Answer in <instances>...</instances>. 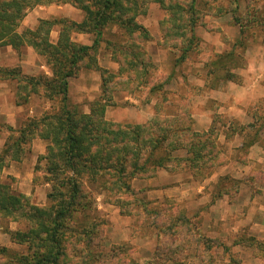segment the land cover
Instances as JSON below:
<instances>
[{
	"label": "rangeland",
	"instance_id": "obj_1",
	"mask_svg": "<svg viewBox=\"0 0 264 264\" xmlns=\"http://www.w3.org/2000/svg\"><path fill=\"white\" fill-rule=\"evenodd\" d=\"M166 1L189 4V0ZM138 2V11L145 13L136 22L150 38L142 47L153 65L152 81L171 79L163 96H156L150 87L112 92L103 118L123 128L160 124L169 131L170 146L158 156L170 162L164 169L151 166L130 180L131 196L91 189L87 177L75 178L63 168H58V175H47L46 170L56 168L61 159L53 156L51 166L40 160L48 141L39 138V123L62 114V96L53 95L52 84L48 90L44 86L52 74L28 76L15 67L17 78L0 80V154L20 137L24 126L37 128L33 135L38 137L22 146L20 161L11 162L0 181L13 195L42 208L58 207L57 192L65 177L93 194L90 202H83V206L90 203L88 209L74 214L69 223L73 230L62 235L64 258L57 264H82L84 259L88 264H264V0H237V9L233 0H199V22L181 64L176 63L180 52L166 43L161 31L170 13L154 1ZM27 17L36 26L38 17L78 22V31L74 27L69 31L70 39L86 41L76 45H91L95 39L92 33L80 32L78 25L86 22V16L67 0H40L23 19ZM25 29L20 25L17 33ZM128 39L116 26L103 29L95 58L99 69L81 68L67 80L69 110L76 115L98 114L100 70L107 72V82L131 77L124 85L127 89L136 83L129 62L119 68L114 60L128 53ZM182 41L176 44L182 46ZM21 77H41L35 93L23 90ZM118 147L121 155L128 156V150ZM63 191L70 194L66 187ZM51 194L53 203L47 198ZM29 228L22 216L0 217V249H6L0 264H36L43 252L40 232L29 246L12 239L14 233L28 234ZM53 254L42 264H55Z\"/></svg>",
	"mask_w": 264,
	"mask_h": 264
},
{
	"label": "trees",
	"instance_id": "obj_2",
	"mask_svg": "<svg viewBox=\"0 0 264 264\" xmlns=\"http://www.w3.org/2000/svg\"><path fill=\"white\" fill-rule=\"evenodd\" d=\"M67 1L85 14L86 22L78 26L82 28L80 32H89L95 35L96 39L92 46L87 47L71 43L69 31L71 32L72 27L76 30L79 27L75 23L64 20L41 21L36 31L17 33L26 11L39 5L40 0H0V46H11L14 49L24 45L31 46L39 56L45 59L46 65L53 75L48 84H46L47 80L44 81L46 82L44 83L45 88H49L52 84L50 90L53 95L62 96L60 110L62 114L49 117L50 122L48 123H45L46 120L39 123V138L48 141L46 154L40 157V160L45 159L47 164L51 166L53 156H59L61 159V164L55 166L56 168L50 167L46 170L47 175L57 174L58 168H63V172L72 173L75 178L87 177V181L92 184L90 185L91 189L98 187L100 192L134 195L129 184L130 180L138 179V175L148 171L151 166L156 169H164L163 167L170 162L166 156H158L161 150L170 146L167 142L169 131L160 127V124L123 128L117 124L106 122L103 118L105 108L108 106L107 103L111 99L112 92L140 91L150 87V91L154 92L156 96H163L164 88L171 77L168 76L163 82L157 84L152 81L153 65L142 47V43L150 38L136 22V18L145 13L141 9L138 11L140 7L138 0ZM150 1H154L168 14L170 13V16H167L161 23V31L166 43L180 52V57L176 63L181 64L191 48L194 38L193 32L199 22L200 13L197 11L199 0H189L187 6L179 1L172 3L166 0ZM233 2L235 9H237V0H233ZM55 25L61 26V32L58 43L53 45L49 42L48 35ZM113 26L128 36L127 47L130 48L128 53L126 51L125 54L123 53L122 60H118L116 57L114 60L119 68H122L126 61L129 62L128 69H134L136 83L127 89L124 85L129 83L131 77H127V79L116 77L117 79L113 82H107L104 77L107 72L100 70L103 84L102 96L97 109L98 114L76 115L74 111L67 108L65 96L67 80L74 77L81 68L99 69L95 59L97 46L103 29ZM43 29H46L44 35L40 33ZM187 34L190 36L186 37ZM180 39L185 40L182 41V46L176 44L177 40ZM17 76L13 69L0 70V80L15 79ZM40 80L41 77H21L19 83H21L23 90L28 91V94L29 92H36L41 84ZM25 100L27 97L20 99L17 104H21ZM34 131H37V128L28 130L24 126L20 130V137L5 146L0 154V179L3 170L11 162L20 161L23 154L22 146L38 137L33 135ZM44 131L46 133H43ZM28 135L31 137L27 138ZM118 145H122L123 149L128 150V156L125 157V155L120 154ZM195 158L193 157V161ZM59 175L62 174L59 173ZM99 179L104 180L103 185L98 186ZM62 187L69 189L70 194L68 196H65ZM59 188L60 191L57 192V196H61V202H59L58 207H54L52 204L50 208H42L30 205L26 197L22 195H13L9 187L0 181V217L16 220L18 216H22L29 222L30 226L28 234H12L13 241L17 243L19 240L18 243H26L29 246L33 243L32 236L36 235L38 231L40 232L39 244H42L43 252L36 264L48 262L47 257L50 252L54 253L53 263L55 264L60 262L61 257L64 258L61 237L66 232L73 230L72 224L69 223L73 221L74 214L88 209L90 203L83 206V202H90L91 196L93 199V194H90L87 189H82L79 181L69 177L63 179ZM54 197L52 194L47 196L51 203H53ZM74 206L77 207L74 209ZM54 208H57L56 211H52ZM36 226L38 229L34 228ZM28 239L30 243L27 242ZM1 254H6L5 248L0 249ZM82 264H88V259H84Z\"/></svg>",
	"mask_w": 264,
	"mask_h": 264
},
{
	"label": "crops",
	"instance_id": "obj_3",
	"mask_svg": "<svg viewBox=\"0 0 264 264\" xmlns=\"http://www.w3.org/2000/svg\"><path fill=\"white\" fill-rule=\"evenodd\" d=\"M38 19H39V22L37 26H36L37 23L33 25L31 20L29 21L28 17L25 19H22L20 25L21 26L23 25L26 27L24 32H34L37 30L41 21H47L44 19V17H38ZM58 20L66 21V19L63 17H61V19H58ZM67 22H70V21L67 20ZM72 23H75V22H72ZM77 23L78 22H76V24ZM59 27L61 28V26ZM60 28L59 30L53 29V31L51 30V32L49 33V42L53 45H56L59 41L60 32H61ZM95 39L93 40L91 45H86V43L79 44V45L88 46V47L92 46ZM84 41H86L85 38L83 39L81 38L79 41L72 40V38L70 39V42L75 43V44H78L81 42L83 43ZM40 58L44 60V63H43V60L41 61ZM97 64L101 66V63L100 62L98 63V60H97ZM15 67L16 68L20 67L22 69L23 74L28 75V76H34L38 72L39 74L43 73L46 76H50L52 74L49 67L46 68L47 65H46L45 59L39 56V54L36 53L35 50L31 46L24 45V46H20L18 49H14L11 46H0V68L14 69Z\"/></svg>",
	"mask_w": 264,
	"mask_h": 264
}]
</instances>
